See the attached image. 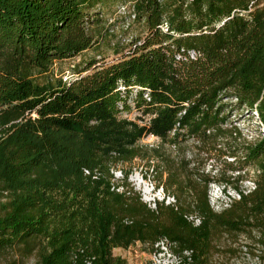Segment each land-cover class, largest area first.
<instances>
[{
  "label": "trees",
  "instance_id": "trees-1",
  "mask_svg": "<svg viewBox=\"0 0 264 264\" xmlns=\"http://www.w3.org/2000/svg\"><path fill=\"white\" fill-rule=\"evenodd\" d=\"M123 1L128 28L142 23L145 35L131 36L127 51L119 39L117 60L93 59L68 80L55 62L112 36L92 11L106 0H0V257L12 254L3 264H123L115 247L164 237L206 263L222 241L237 254L242 236L264 263V130L239 144L237 127H225L232 109L257 111L264 127V0ZM131 110L143 114L120 116ZM226 134L236 143H212ZM146 135L160 144L140 146ZM190 138L220 161L216 172L187 157ZM139 156L156 160L175 205L150 207L128 172L124 191L112 189V167ZM213 182L239 195L221 211Z\"/></svg>",
  "mask_w": 264,
  "mask_h": 264
},
{
  "label": "rangeland",
  "instance_id": "rangeland-1",
  "mask_svg": "<svg viewBox=\"0 0 264 264\" xmlns=\"http://www.w3.org/2000/svg\"><path fill=\"white\" fill-rule=\"evenodd\" d=\"M122 4L128 3H125L123 0H106L105 3H100L92 9V11L101 9L102 12L101 16L99 17H101L103 21L98 26V31H102L105 34L104 30L107 27H111L112 25L114 27V31L110 32L112 36H109V34H105L104 37L100 40L99 45L94 47L93 49L62 61H56L52 69V72L56 77L61 76L64 79L70 80L76 77L78 69L87 67L89 62L93 59H96L99 62H113L122 55L120 53H117L115 50L118 45L116 44V42H118L119 39L125 41V45L120 44V47H125L124 51H127L129 49L127 43L129 42V39H131V36L143 37L145 35V30L142 23L135 22L130 28H128V21L131 20L129 18L128 10H125L124 7H122ZM126 7L127 6H125V8ZM125 36L129 38L124 39L126 38ZM99 62L97 64H100ZM92 69L93 67L83 72V74L88 73ZM142 114L143 113L141 110H131L127 113V117L130 119H137ZM120 116L125 117V115L123 114ZM232 126L237 127L238 132H240L241 134L240 137H238L236 140L239 144L244 141H255V139L262 135L264 130V127L259 120L258 112H249L247 109L239 111L232 109L229 112V118L225 123V127L230 128ZM234 137V135L231 136L230 134H226V136H219L217 137V139H212V143L218 142L221 146L226 145V143H236ZM160 142V138L152 135H146L138 141V144L143 147H152L154 145L160 144ZM197 143L198 141L194 138L188 139V141L186 142L187 157L192 158L196 153L199 160L204 158L202 160V163L205 164L206 171L212 170V173L216 172V167L221 166L220 164H218L220 163V161H217L216 156L208 158L207 153L196 148ZM222 159H226L227 161L233 160L232 157L227 155L222 156ZM155 164L156 160L148 161L147 158H142L139 156L131 162L121 163L118 164V166L112 167V170H121L124 175L126 172H128L129 180L132 181L137 190H139L143 194L146 192V189L144 188L143 184H139L137 177L141 178V176L143 175V180L146 182L145 184H148L149 188H152L153 184L157 185V188L163 186L157 178V174H155L154 177L152 176V174L154 173H151L150 169L151 166ZM234 173L237 174L238 171ZM255 176L256 173L252 168L247 169L245 177L241 181L242 186L246 189L250 187L255 180ZM230 193H232L234 196L237 195L236 192L232 189H230ZM146 196H148L146 197V199H148L151 197V194H146ZM209 196L211 205L215 210H220L221 207L225 204L226 196L224 195V192L221 191V187L218 183L213 182L210 185ZM242 239L245 241L244 238ZM231 246V242L227 240L222 241V248L218 249V251H216L213 256L211 253L207 258L206 263L202 262V259L195 256L196 262L197 264H231V262L233 264H248L249 261L250 264H259L255 261L251 262L247 259V256L242 253L238 254L237 256H233L232 251L230 250ZM154 253L155 246H152L148 242L141 241H136L130 244L128 247H115L113 249V255L115 257L122 258V260H124L123 264H151ZM11 256V253L1 256L0 264L10 261V259H12ZM24 264H34V258L26 260Z\"/></svg>",
  "mask_w": 264,
  "mask_h": 264
},
{
  "label": "built area",
  "instance_id": "built-area-1",
  "mask_svg": "<svg viewBox=\"0 0 264 264\" xmlns=\"http://www.w3.org/2000/svg\"><path fill=\"white\" fill-rule=\"evenodd\" d=\"M191 55L194 57L195 53L192 52ZM120 88L124 89L123 86ZM145 97L147 100L149 101L151 100L148 93L145 94ZM122 108L123 106L121 104V109ZM127 113L128 112H123L122 114L125 115V117H127ZM150 170L151 173H154L152 174V176L154 177L156 174L155 165H152ZM112 172L114 173L112 189H115L119 192H123L124 187L121 185L120 182L124 178L123 172L121 170L120 171L112 170ZM84 173L85 175L92 176V178L94 179L98 178V176L100 175L98 170L96 169L92 170L89 168H84ZM137 179L139 181V184L140 185L143 184L144 188L146 189V192L143 194L139 190L138 191L141 193V197L143 201L146 202L150 207L156 208L158 202H164L166 205H175L177 203L175 196L170 193H167L163 186L157 188V185L153 184L152 188H149L148 184H145L146 182L143 180V175L141 176V178L137 177ZM130 182L135 187L132 181ZM135 189L137 190L136 187ZM146 194H151V197L146 199V197H148L146 196ZM224 195L226 196L225 204L218 211H221L225 207H228L231 204L233 197L236 196L239 197L238 194L234 196L232 193L229 194L224 193ZM188 219L192 221L195 225H199L202 220V218L196 214L189 215ZM242 238H244L245 241ZM152 246H155V253L151 264H197L195 259V252L193 249H184L182 251H177L175 250V243L165 237L158 240ZM240 253L246 255L247 259L250 260L251 262L255 261L258 262L259 264H264L262 262L261 248L259 247V245H253V247H251L250 244L248 243L247 238L244 236L241 237L240 243H238L237 254L233 256H237ZM88 264H92L91 260H88ZM231 264L233 263L231 262ZM248 264H250L249 261Z\"/></svg>",
  "mask_w": 264,
  "mask_h": 264
}]
</instances>
